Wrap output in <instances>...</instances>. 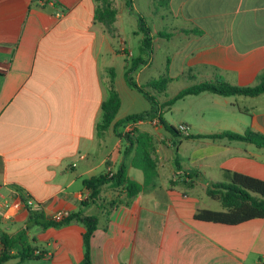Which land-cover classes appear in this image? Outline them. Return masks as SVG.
I'll use <instances>...</instances> for the list:
<instances>
[{
    "label": "crops",
    "instance_id": "obj_1",
    "mask_svg": "<svg viewBox=\"0 0 264 264\" xmlns=\"http://www.w3.org/2000/svg\"><path fill=\"white\" fill-rule=\"evenodd\" d=\"M111 1L117 10L113 32L95 19V0H0V228L10 234L22 228L28 205L47 216L82 208L99 216L91 237L93 264H264V218L234 225L194 218L197 209L223 210L206 187L229 181L228 171L264 180V150L252 143L182 134L176 144L162 134V124L146 116L135 127L152 136L158 172L152 185L108 215L104 204L116 197V189L104 186L97 204L81 205L89 193L83 180L115 172L121 163L129 177L144 179L131 165L134 146L118 135L124 124L114 126L150 109L125 79L142 34L137 23L125 26V1ZM164 7L165 13H156L158 21L149 23L150 58L134 73L140 85L158 78L151 69L156 53L165 51L172 93L158 98L159 107L204 81L250 86L264 74V0H164ZM162 30L172 35L158 36ZM110 69L120 107L98 135ZM166 107L165 120L175 127L185 123L189 134L246 129L264 134V91L255 96L203 91ZM164 167L168 175L161 179ZM83 230L75 222L32 227L29 240L45 252L38 263L79 262Z\"/></svg>",
    "mask_w": 264,
    "mask_h": 264
},
{
    "label": "trees",
    "instance_id": "obj_2",
    "mask_svg": "<svg viewBox=\"0 0 264 264\" xmlns=\"http://www.w3.org/2000/svg\"><path fill=\"white\" fill-rule=\"evenodd\" d=\"M96 8L94 17L97 21L104 23L111 32L114 31L113 22L116 19L117 10L111 0H95ZM130 12L137 17V32L142 34L139 40V53L130 61L125 71L127 85L140 93L149 103L150 109L135 114H130L117 121L114 126L118 127L130 120H141L146 116L155 117L163 128L177 135H182L177 127L171 125L163 117L160 109L171 105L175 100L187 95L198 94L208 91L223 96L246 95L255 96L264 91V74L259 76L255 85L239 86L232 85L223 80L204 81L196 85L180 90L173 98L165 101L159 107L158 94L164 92L167 87L168 78L165 76L156 78L146 85H140L134 78V73L145 65L153 51V40L151 29L143 16L133 11L132 0H125ZM172 34L167 31H159L158 36L169 38ZM111 80L109 93L101 104V116L96 125L98 135L104 133L112 124L115 115L120 107V97L114 86V72L110 69ZM148 89H152L150 93ZM125 138L130 147L134 146V155L131 165L143 172V182H138L128 176L124 163H121L115 172H105L91 176L83 180V184L88 190V196L82 200L81 205L86 206L96 203L104 186L118 190L115 198L104 204L106 214L118 205H129L131 200L141 191L152 185L157 176V162L154 157L155 147L152 136L144 131H139L136 127L131 133H118ZM186 138H224L228 141H241L254 144L264 150V134L246 129L243 132L224 130L221 132L208 134H188ZM176 170L180 169L178 155L174 157ZM194 174L197 171H193ZM230 179L227 182L210 181L206 187L209 197L218 200L223 210L197 209L194 218L197 220L222 223L228 225L239 224L254 218H264V180L236 171H228ZM28 216L24 226L15 233L10 234L0 228V264H6L11 259H17L13 264H20L26 260L39 259L45 252L37 250L28 237V231L32 227L44 230L50 227L60 228L71 223H79L84 230L82 237V258L75 264H93L91 259V237L98 227V217L87 215L83 209L70 212L60 220H54L47 216L40 209L27 206Z\"/></svg>",
    "mask_w": 264,
    "mask_h": 264
},
{
    "label": "rangeland",
    "instance_id": "obj_3",
    "mask_svg": "<svg viewBox=\"0 0 264 264\" xmlns=\"http://www.w3.org/2000/svg\"><path fill=\"white\" fill-rule=\"evenodd\" d=\"M132 7H133L134 12L140 14L141 16H143L145 18L148 25L151 22H157L158 21V17H156L157 12L165 13V11H166V9L164 7V0H132ZM125 17L127 18L125 26L127 28H130L131 26L135 27V24L137 23V17L135 14L130 12L129 8H128L127 13H125ZM162 31H164V30H162ZM164 56H165V51H164V53L163 52H157L155 65H154L153 69H151L152 72L155 73V75L158 78L165 76V74H166L165 68H164V63H163L164 62ZM171 86L167 87L163 93H159L158 98L159 97L164 98V97H166V95H170L172 93V87ZM148 91L150 93H153L152 89H148ZM163 114L165 117L169 116V113H167V107L166 106L163 107ZM175 116H177V113ZM162 134L165 137L173 140L176 144L178 141H183V138L180 135L174 134V133L167 131L165 129L162 130ZM175 146L173 145V147H171V148L174 150ZM176 153L177 152L174 151V154H176ZM178 155L180 156V161L182 163V161H184V158H183L184 157L183 156L184 155V149H183V147H180V151H179ZM167 175L168 174H167L166 168L164 167V170L161 171V179L166 178ZM16 261H17V259H11V261L8 262L7 264H13ZM38 262L39 261L37 259H30V260H26L20 264H39Z\"/></svg>",
    "mask_w": 264,
    "mask_h": 264
},
{
    "label": "built area",
    "instance_id": "obj_4",
    "mask_svg": "<svg viewBox=\"0 0 264 264\" xmlns=\"http://www.w3.org/2000/svg\"><path fill=\"white\" fill-rule=\"evenodd\" d=\"M139 120H130L128 122H125L124 125H123V132L122 133H131L133 132L135 126H136V123L138 122ZM153 121L155 123L158 122V120L154 117ZM177 129L181 132V134L183 135H188V127L185 123H179L177 124ZM69 214L68 211L64 210V211H57L55 213H53L51 215V217L54 219V220H60L62 218H64L65 216H67Z\"/></svg>",
    "mask_w": 264,
    "mask_h": 264
}]
</instances>
